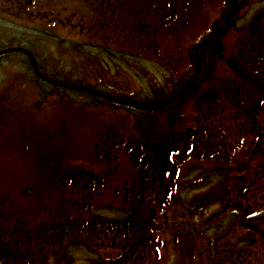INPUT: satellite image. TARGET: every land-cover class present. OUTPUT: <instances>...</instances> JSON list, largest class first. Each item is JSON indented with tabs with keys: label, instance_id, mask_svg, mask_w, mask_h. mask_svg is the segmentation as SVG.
<instances>
[{
	"label": "rangeland",
	"instance_id": "1",
	"mask_svg": "<svg viewBox=\"0 0 264 264\" xmlns=\"http://www.w3.org/2000/svg\"><path fill=\"white\" fill-rule=\"evenodd\" d=\"M32 2L24 22L43 29L40 52L47 73L85 78L90 85L102 84L113 94L133 93L136 98V82L143 78L151 87L138 97L143 100L166 95L186 74L190 79L197 73L200 79L188 85L175 105L143 119L111 106L82 108L77 96L67 93L61 103L54 96L38 100L40 86L31 76L25 79L26 73L0 58V264L13 263L25 253L33 217L38 215L39 222L60 208L75 209L67 200L75 189L60 184L55 172L95 168L101 162L118 169L120 181L127 169L154 175V189L143 192L139 202L146 207L148 220L140 225L144 231L132 225L143 235L140 241L147 250L149 242H155L157 251L148 264H232V245L247 232L254 233V227L260 228L255 233L258 245L250 249L264 264V237L259 234L264 226L255 222L264 213V188L246 190L238 182L218 187V181L209 178L219 170L231 178L240 165L250 173L264 170V69L245 48L249 28L264 24V0H239L233 30L214 39V53L203 70L190 68V48L210 33L214 21L220 24L230 13L232 5L226 0ZM115 129L127 138L146 134L140 138L145 145L113 148L107 153L109 161L95 158L98 134ZM254 147L263 154L253 160L252 170L246 154ZM260 177L255 174L256 180ZM130 202H124V217L133 220L138 201ZM180 229L186 239L177 234ZM215 232L223 234L216 243L211 236ZM235 248L236 253L245 250ZM131 254L141 256L130 252L127 257ZM73 258L74 264H81Z\"/></svg>",
	"mask_w": 264,
	"mask_h": 264
},
{
	"label": "flooded vegetation",
	"instance_id": "2",
	"mask_svg": "<svg viewBox=\"0 0 264 264\" xmlns=\"http://www.w3.org/2000/svg\"><path fill=\"white\" fill-rule=\"evenodd\" d=\"M238 2L239 0H234L232 3H229L235 8L234 14L239 5ZM28 6H33L32 0H1L0 58H8L4 60V65L8 67L11 65L14 69L17 68L24 74L26 73L25 79H27V75L31 76L32 83L40 86L37 89L38 100L39 98L45 100L50 96H54L55 100L58 99V102L61 103L62 100L67 99V94H72L77 96L82 108H95L98 110L103 106L106 109L108 106H111L116 107L115 109L121 108L131 114H137L138 117L144 119L145 117L152 116L153 113L163 112L168 107L175 105L185 92L188 91V85L193 80H197L198 83L200 79L197 73L190 79L186 77V74L182 79V84L174 89L170 88L166 95L143 100L138 97L144 96L143 92L147 94L150 91L147 89L150 87L149 83L144 84L142 82L143 78L140 79L141 84L139 83L140 80H138V83L136 82L138 87L135 90L137 92L136 98L133 93L125 95V97L113 94L108 90V87L105 88L102 84L90 85L89 81L86 83L87 79L85 78H60L59 76H55L54 73H47L43 70L44 59L40 52V49L43 47V29L38 26L36 28L28 27L24 22L26 18L24 15L28 12ZM228 15L224 17V20L220 24L218 21V24L213 29L215 39L222 36V31L228 26ZM10 16H16L15 20L10 19ZM233 18L228 30H233ZM33 29H35V32ZM249 31L251 35L248 37L249 40H247L245 48L250 56L261 60L262 69H264V24L250 27ZM200 55L203 56L202 52L199 53ZM208 58L207 56L205 60ZM203 64L204 62L202 61L198 63L190 61V68L193 70L195 68L203 70ZM156 66L159 67L158 64ZM37 73L42 78H46L58 85L45 81ZM131 75L137 74L133 73ZM262 77L261 81H264V71ZM89 91H94L95 94H91ZM96 93L102 96H98ZM175 94L177 95L173 99V104L165 107H140L141 103L148 104L160 99H168ZM141 126L143 127L142 129L147 128L143 125ZM97 137H99L97 142L94 143L95 139L93 141L95 149L92 151V154L95 153V158L101 161L102 159L109 161L108 151L112 153L113 148L116 147L119 150H123L124 145H128V147L132 144L140 143L145 145V140H140V138L145 139L147 135L144 134L141 137L130 136L127 138L126 135H120L115 129L112 133L110 130L107 132L101 131ZM97 150L99 152H96ZM95 154L93 155L95 156ZM181 156L185 157V154L182 153ZM114 159H116L115 156ZM96 166L98 167H72L55 172L54 176L58 178L60 184L64 183L70 185L72 190L75 189L71 193L72 196L67 197V200L72 203L71 205L75 209L69 211L60 208V211H63L62 214H60V211L54 210L55 213L49 216V220L45 219L39 222L36 220L38 219V215L35 218L33 217L34 220L31 222V225L27 226L29 233L26 234V239L30 243L25 248V253L20 255L17 261L13 263L8 262L9 264H74L75 258L73 257H77L78 262L80 263L81 261V264H148L150 255L152 252L155 254L157 248L155 247V242L151 244L149 242L150 247L147 250L146 245L141 244L142 241H140L143 235L138 236L137 230L138 228L142 229L140 225L143 224V221L148 220L147 218L144 219L146 207L144 203L140 204L139 202L142 201L143 192L150 193V188L154 189V175L146 170L127 169L123 171L125 178L120 181V177L117 175L118 169L105 168L102 162ZM51 172L54 173V170L51 169ZM217 183L218 187L224 184L222 182ZM63 199L66 198L63 197ZM128 199L131 202L138 201L134 203L136 210L133 211V220L125 218L126 216L124 217L127 214L124 202L128 201ZM151 205L152 202L150 201L147 207ZM57 212L60 215L58 217L56 216ZM255 222L260 227L264 226V218L261 221L255 219ZM132 225L139 227L135 229ZM219 228L217 227V231H219ZM259 229L254 227V233L253 231H250L251 233L247 232L239 240V243L236 242L232 245L233 252L236 255L231 260L232 264H261L257 261L259 253L252 250L253 247L258 245L255 233ZM262 232L259 233L261 239L264 237V233L262 234ZM183 233L182 229H180L177 234L186 239V234L183 235ZM212 234L211 236L215 243L222 238L220 235H223L219 232ZM211 244L213 245V243ZM235 247H244L245 250L242 253H236ZM248 249L251 251L247 252ZM130 252L137 253L136 255L139 253L141 256L135 255L136 257L133 258L131 254V257H127ZM133 260L136 261L132 262ZM4 263L2 262L1 264Z\"/></svg>",
	"mask_w": 264,
	"mask_h": 264
},
{
	"label": "trees",
	"instance_id": "3",
	"mask_svg": "<svg viewBox=\"0 0 264 264\" xmlns=\"http://www.w3.org/2000/svg\"><path fill=\"white\" fill-rule=\"evenodd\" d=\"M232 1L234 0H226L227 4L232 3ZM218 24V21H214L212 24V30L210 33L207 34L206 37L201 38L198 42H196L191 48H190V61H195V62H205V59L207 56L211 57L213 55L214 52L213 51V44H214V36H213V32H214V28L215 26ZM202 52L203 56L200 55L199 53ZM195 54H197L195 56ZM253 122V121H252ZM255 147L250 149L249 154H246V159L247 162L249 164V166H251V169L253 170V166H252V162L255 158H262L261 155L263 154L262 152L257 151ZM172 158V155H171ZM261 159H259L258 161V165L259 168H262V164H263V159L260 161ZM251 161V162H250ZM236 170V175L235 176H231V178L228 177V175L226 173H223L222 171H217V174L215 172H213L211 175L209 176V178L211 179V182L213 181H218V182H224L227 184H232L233 182H238L240 185L245 186L246 190L249 189V187H253L252 191H257L260 188H264V180H263V176H264V170L262 169H254L256 172L250 173L247 169H244L242 165L237 166ZM219 172V173H218ZM210 174V172H208ZM222 173V174H220ZM260 173L261 177L256 180L255 179V174ZM207 175V174H206ZM230 176V175H229ZM244 177V178H243ZM209 178H207L209 180ZM218 179V180H217ZM204 180H206V178H204ZM264 218V213H260L257 217L255 218ZM222 229V227L219 228V231ZM211 231V230H210ZM213 231V230H212Z\"/></svg>",
	"mask_w": 264,
	"mask_h": 264
},
{
	"label": "water",
	"instance_id": "4",
	"mask_svg": "<svg viewBox=\"0 0 264 264\" xmlns=\"http://www.w3.org/2000/svg\"><path fill=\"white\" fill-rule=\"evenodd\" d=\"M234 6L232 7V9H231V12L229 13V15H228V26L222 31V33H225V31H227V29L229 28V25H230V22H231V18H232V16H233V14H234ZM32 63L34 64V62L32 61ZM37 72V71H36ZM38 74V76L40 77V78H42V76L39 74V73H37ZM42 79H44L45 81H47V82H49V83H52V84H54V85H58V84H56V83H54V82H51V81H49V80H47L46 78H42ZM64 86H66V85H64ZM68 87H70V86H68ZM89 93H91V94H95V92L94 91H89ZM96 95H98V96H102L101 94H97L96 93ZM176 95L177 94H175V95H173L172 97H170V98H168V99H161V100H159V101H155V102H152V103H148V104H145V103H141L140 104V107H147V108H162V107H165V106H167V105H170V104H173V102H174V98L176 97ZM104 97V96H103Z\"/></svg>",
	"mask_w": 264,
	"mask_h": 264
},
{
	"label": "bare ground",
	"instance_id": "5",
	"mask_svg": "<svg viewBox=\"0 0 264 264\" xmlns=\"http://www.w3.org/2000/svg\"><path fill=\"white\" fill-rule=\"evenodd\" d=\"M172 97V96H171ZM170 98V97H169Z\"/></svg>",
	"mask_w": 264,
	"mask_h": 264
}]
</instances>
